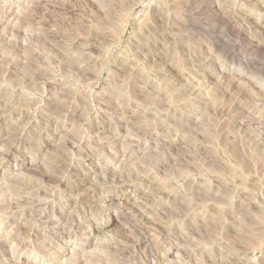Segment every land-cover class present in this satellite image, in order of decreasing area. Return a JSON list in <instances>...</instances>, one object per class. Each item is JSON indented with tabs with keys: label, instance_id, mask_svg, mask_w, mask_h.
Listing matches in <instances>:
<instances>
[{
	"label": "rangeland",
	"instance_id": "obj_1",
	"mask_svg": "<svg viewBox=\"0 0 264 264\" xmlns=\"http://www.w3.org/2000/svg\"><path fill=\"white\" fill-rule=\"evenodd\" d=\"M38 1L0 0V264H264V0Z\"/></svg>",
	"mask_w": 264,
	"mask_h": 264
},
{
	"label": "bare ground",
	"instance_id": "obj_2",
	"mask_svg": "<svg viewBox=\"0 0 264 264\" xmlns=\"http://www.w3.org/2000/svg\"><path fill=\"white\" fill-rule=\"evenodd\" d=\"M38 1V0H37ZM49 1V0H48ZM39 2V1H38ZM40 3V2H39ZM49 3V2H48ZM45 5V4H44ZM51 6V5H50ZM40 200V199H39ZM100 227V226H99Z\"/></svg>",
	"mask_w": 264,
	"mask_h": 264
}]
</instances>
